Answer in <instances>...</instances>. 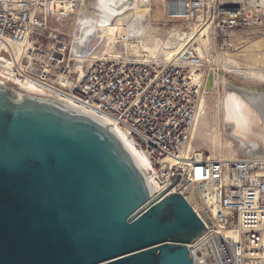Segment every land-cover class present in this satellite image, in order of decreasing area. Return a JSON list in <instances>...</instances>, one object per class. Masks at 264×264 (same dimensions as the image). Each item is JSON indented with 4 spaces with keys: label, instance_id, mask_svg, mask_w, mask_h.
Masks as SVG:
<instances>
[{
    "label": "built area",
    "instance_id": "2783aa9c",
    "mask_svg": "<svg viewBox=\"0 0 264 264\" xmlns=\"http://www.w3.org/2000/svg\"><path fill=\"white\" fill-rule=\"evenodd\" d=\"M82 1L0 0V78L109 119L145 158L152 184L163 192L175 184L169 194L178 191L205 225L188 246L194 264H264V158L211 160L193 145L204 63L197 70L182 60L137 63L126 54L92 61L97 51H78L73 29L64 30ZM129 1L152 12L158 4ZM162 5L164 28L200 27L222 58L242 49L240 37L264 32V0Z\"/></svg>",
    "mask_w": 264,
    "mask_h": 264
},
{
    "label": "water",
    "instance_id": "95a60500",
    "mask_svg": "<svg viewBox=\"0 0 264 264\" xmlns=\"http://www.w3.org/2000/svg\"><path fill=\"white\" fill-rule=\"evenodd\" d=\"M174 186L155 196L103 119L0 78V264H194L206 227Z\"/></svg>",
    "mask_w": 264,
    "mask_h": 264
},
{
    "label": "bare ground",
    "instance_id": "6f19581e",
    "mask_svg": "<svg viewBox=\"0 0 264 264\" xmlns=\"http://www.w3.org/2000/svg\"><path fill=\"white\" fill-rule=\"evenodd\" d=\"M159 1L164 2V0H155L154 2ZM151 12V6L132 4L129 0H90L87 7L81 6L71 17L78 29L74 31L76 48L86 54L96 50L97 53L92 59L94 61L100 60L108 54H122V52H118V45L127 47L126 55L133 57L132 60L137 63L157 61L166 64L182 60L193 65L194 69L200 70V66L207 58L205 44L210 40L206 31L195 27L191 31H186L190 32L187 34L180 31L185 30L175 27L166 30V32L173 31L170 35H161V31L147 22ZM125 36L131 39L119 45L120 39ZM228 59L230 60L227 63L222 61L223 70L225 69L223 74L226 72L231 74L251 72L254 74L250 75L251 79L264 81V73L260 71L264 70V39L248 43L247 46H244L241 54L228 56ZM194 60H200V62L196 64ZM195 75L200 77V74L195 73ZM202 77L200 79H204L206 92H210L214 88L223 90L222 96H220L222 97L220 110H218L224 128L222 129L225 132L229 129L232 140L247 152L245 157L264 158V91L236 85L230 78L224 77L215 70L210 73L205 72ZM210 77L212 78L211 83L209 82ZM209 84H211V89H207ZM201 108L204 109L203 106ZM101 119L113 126V129L145 167V158L133 144L109 119ZM216 131L219 130L216 129ZM229 147H234L232 142L229 143ZM236 158L238 155L221 160ZM211 160H216V158H211ZM153 187L156 194L165 190L158 182H153Z\"/></svg>",
    "mask_w": 264,
    "mask_h": 264
},
{
    "label": "rangeland",
    "instance_id": "374dc122",
    "mask_svg": "<svg viewBox=\"0 0 264 264\" xmlns=\"http://www.w3.org/2000/svg\"><path fill=\"white\" fill-rule=\"evenodd\" d=\"M155 1V0H154ZM90 0H83L81 6L87 7ZM165 2V0H164ZM164 2H158L155 5V11L151 12L148 16V23L155 27L157 30L161 31V35H170L173 31L166 32L167 28L163 27V21H161L164 17L165 7L162 5ZM156 3V2H155ZM80 6V7H81ZM150 18V19H149ZM68 25L65 26L64 30L73 29L75 31L77 27L74 25L73 18H68L67 20ZM172 27V26H170ZM165 31H164V30ZM170 29V28H169ZM78 30V29H77ZM185 31L180 30L181 32L190 34L188 28L184 29ZM178 31V30H177ZM75 33V32H74ZM211 36L209 35V43L205 44L207 58L204 61V71L207 73L210 71H219V74H222L224 77L230 78V80L235 83L236 85L243 86V87H252L257 88L261 91H264V81H258L255 79H251L250 77L254 74L248 72L246 74H239L235 73H224L225 69L223 70L222 61H226V63L230 60L228 56L222 58L216 52V47L211 41ZM163 38V37H162ZM243 38L240 37V41H246L243 43L241 50H236L234 52H229L227 55L234 56L241 54L244 50V46H247L248 43L254 42L256 40L264 39V32H260L255 34L251 39L242 40ZM133 40V39H132ZM118 47V52H122V54H127L128 49L127 47ZM227 59V60H226ZM245 65V64H244ZM256 71V70H255ZM264 73V70H260ZM251 75V76H250ZM223 90L220 88H214L210 92H204V96L202 98L201 106H200V113L198 116L197 124L195 127V131L193 133V140H194V148L204 151L206 155L210 156L211 158H216V160H221L222 158H231L232 156L238 155V157L242 158L245 157L247 152L244 151L237 142L232 140L231 134L229 129L225 132L221 124V118L218 110H220V103ZM223 128V129H222ZM216 129L219 131L217 132ZM232 142L234 147L230 148L229 143Z\"/></svg>",
    "mask_w": 264,
    "mask_h": 264
},
{
    "label": "snow or ice",
    "instance_id": "6c2138e0",
    "mask_svg": "<svg viewBox=\"0 0 264 264\" xmlns=\"http://www.w3.org/2000/svg\"><path fill=\"white\" fill-rule=\"evenodd\" d=\"M241 107H243V105L241 104Z\"/></svg>",
    "mask_w": 264,
    "mask_h": 264
}]
</instances>
